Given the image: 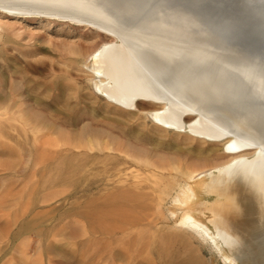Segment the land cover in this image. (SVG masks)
<instances>
[{"label": "rangeland", "instance_id": "374dc122", "mask_svg": "<svg viewBox=\"0 0 264 264\" xmlns=\"http://www.w3.org/2000/svg\"><path fill=\"white\" fill-rule=\"evenodd\" d=\"M107 41L110 38L87 24L0 10V264H237L226 247L218 244L229 263L211 242L181 228L183 209L176 203L187 183L204 200L196 187L205 178L202 171L227 162L229 156L221 144L160 128L147 111L161 106L143 104L146 111L127 113L108 102L87 69L90 53ZM7 107L14 109L8 113ZM75 141L84 147L66 145ZM42 143L53 150L71 147L74 152L53 167V175L56 167L60 171L55 180L66 182L63 187L46 190L41 188L44 178L21 173L24 162L28 168L37 162ZM107 145L124 148L128 157ZM103 154L125 159L118 185H131L130 198L140 190L141 201L149 203L152 193L153 226L128 224L126 220L142 213L131 209L129 201L121 207L115 202L102 209L84 206L86 198L100 197V163L82 177L64 178L67 166ZM160 160L180 162L177 165L190 171L193 179L179 170H153ZM73 182L74 187L68 185ZM194 215L213 229L208 215Z\"/></svg>", "mask_w": 264, "mask_h": 264}, {"label": "bare ground", "instance_id": "6f19581e", "mask_svg": "<svg viewBox=\"0 0 264 264\" xmlns=\"http://www.w3.org/2000/svg\"><path fill=\"white\" fill-rule=\"evenodd\" d=\"M0 10L68 19L95 28L110 41L90 53L87 69L108 102L127 113L146 111L143 104L161 106L147 111L160 128L221 144L228 161L202 171L205 178L196 186L205 199H198L188 183L181 189L176 199L183 209L179 226L191 237L211 242L226 263L230 260L220 245L237 264H264V0H0ZM7 108L8 113L14 109ZM42 144L37 162L31 168L28 162L21 166L22 175L29 172L44 178L49 185L43 182L41 188L46 190L66 185L55 180L60 171L56 167L53 175L54 164L70 156L71 147L84 145L75 141L66 144L70 148L53 150ZM105 148L128 157L124 148ZM123 157L94 155L67 166L63 175L68 181L100 163V197L86 198L84 206L102 209L115 202L121 207L129 201L131 209L142 213L126 220L128 224L151 226L156 221L151 213L152 193L146 203L140 190L130 198L131 185H118ZM176 165L160 160L152 167L168 173L179 170L189 181L193 179L190 171ZM108 188L116 191L103 195ZM196 211L208 215L213 229L195 217Z\"/></svg>", "mask_w": 264, "mask_h": 264}]
</instances>
